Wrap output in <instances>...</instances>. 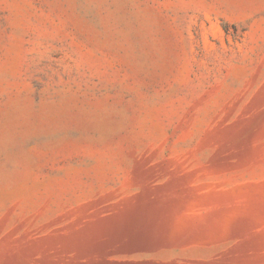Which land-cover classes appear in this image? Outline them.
I'll list each match as a JSON object with an SVG mask.
<instances>
[{"label": "rangeland", "instance_id": "1", "mask_svg": "<svg viewBox=\"0 0 264 264\" xmlns=\"http://www.w3.org/2000/svg\"><path fill=\"white\" fill-rule=\"evenodd\" d=\"M264 264V0H0V264Z\"/></svg>", "mask_w": 264, "mask_h": 264}, {"label": "water", "instance_id": "2", "mask_svg": "<svg viewBox=\"0 0 264 264\" xmlns=\"http://www.w3.org/2000/svg\"><path fill=\"white\" fill-rule=\"evenodd\" d=\"M125 264H150V263L146 261H128Z\"/></svg>", "mask_w": 264, "mask_h": 264}]
</instances>
